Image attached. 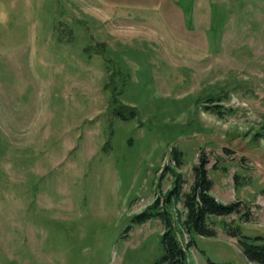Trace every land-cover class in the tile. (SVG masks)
<instances>
[{"label": "rangeland", "instance_id": "obj_1", "mask_svg": "<svg viewBox=\"0 0 264 264\" xmlns=\"http://www.w3.org/2000/svg\"><path fill=\"white\" fill-rule=\"evenodd\" d=\"M173 148L252 213L189 263L257 264L225 223L264 236V0H0V264H159Z\"/></svg>", "mask_w": 264, "mask_h": 264}, {"label": "trees", "instance_id": "obj_2", "mask_svg": "<svg viewBox=\"0 0 264 264\" xmlns=\"http://www.w3.org/2000/svg\"><path fill=\"white\" fill-rule=\"evenodd\" d=\"M218 104L211 105L213 112ZM117 114L121 115L118 110ZM174 166L168 164L164 171L173 175V186L164 196H158L156 200L143 212L136 215L137 222H145L152 217H158L164 224L162 243L164 253L159 260V264H190L188 260V249L196 245V235L213 237L218 234L215 228V221L211 220V215L225 216L235 214L243 222H251V206L242 200L224 203L217 199L212 193L214 181L209 174V157L202 150L199 161L193 167V179L188 190L184 186L186 180L184 175L177 171L184 163L183 151L178 148L171 150ZM217 168L216 165L213 166ZM238 183V182H236ZM182 204L180 215V231L174 219L173 210L178 204ZM226 231L232 237L238 239V243L245 257L257 264H264V236L261 234L250 235L242 231L240 225H233L226 222ZM179 232L188 235L186 244L180 240ZM208 264H233L231 262H219L208 258Z\"/></svg>", "mask_w": 264, "mask_h": 264}]
</instances>
